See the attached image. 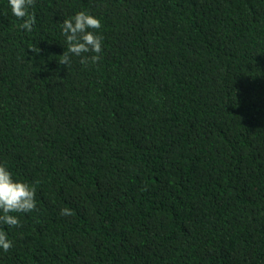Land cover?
Wrapping results in <instances>:
<instances>
[{"label": "trees", "instance_id": "trees-1", "mask_svg": "<svg viewBox=\"0 0 264 264\" xmlns=\"http://www.w3.org/2000/svg\"><path fill=\"white\" fill-rule=\"evenodd\" d=\"M29 11L0 0V165L36 188L0 264H264V0ZM81 11L101 59L65 66Z\"/></svg>", "mask_w": 264, "mask_h": 264}, {"label": "clouds", "instance_id": "clouds-1", "mask_svg": "<svg viewBox=\"0 0 264 264\" xmlns=\"http://www.w3.org/2000/svg\"><path fill=\"white\" fill-rule=\"evenodd\" d=\"M11 13L19 20H23L20 28L28 32L33 31L36 23L35 12L29 9L35 7V0H7ZM102 25L98 18L81 11L61 23V34L65 37L67 51L60 56L62 65H70V55L79 57L82 65L97 64L103 51L101 35L97 31ZM37 52L35 47L29 49ZM87 54V55H86ZM36 188L24 182L14 181L12 174L5 166L0 165V223L11 228L20 227L17 216L11 213H29L36 209ZM74 213L64 208L62 216H71ZM12 241L7 233L0 230V250L8 252L12 248Z\"/></svg>", "mask_w": 264, "mask_h": 264}]
</instances>
